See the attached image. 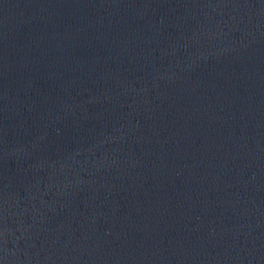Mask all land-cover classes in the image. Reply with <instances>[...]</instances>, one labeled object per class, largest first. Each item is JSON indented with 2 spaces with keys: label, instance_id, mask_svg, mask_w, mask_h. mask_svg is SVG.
<instances>
[{
  "label": "water",
  "instance_id": "95a60500",
  "mask_svg": "<svg viewBox=\"0 0 264 264\" xmlns=\"http://www.w3.org/2000/svg\"><path fill=\"white\" fill-rule=\"evenodd\" d=\"M0 264H264V0H0Z\"/></svg>",
  "mask_w": 264,
  "mask_h": 264
}]
</instances>
